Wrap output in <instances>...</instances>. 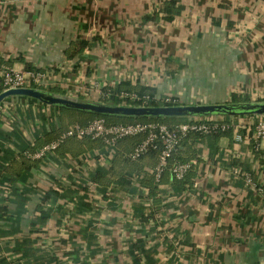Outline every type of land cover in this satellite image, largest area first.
Segmentation results:
<instances>
[{
  "label": "crops",
  "instance_id": "obj_1",
  "mask_svg": "<svg viewBox=\"0 0 264 264\" xmlns=\"http://www.w3.org/2000/svg\"><path fill=\"white\" fill-rule=\"evenodd\" d=\"M164 1L0 0V54L13 68L29 63L68 78L64 86L88 100L100 101L103 90L128 77L180 103L262 97L264 0H177L171 20L163 18ZM81 41L85 46L71 57ZM46 115L37 113L40 130ZM0 142L13 153L10 142ZM188 142L196 164L183 187L167 174L151 193L143 172L154 157L143 163L139 186L133 183L128 196L78 209L81 220L72 218L67 184L46 217H30L38 191L48 182L65 185L67 177V165L48 173L31 168L27 184L15 183L29 191L26 202L11 203L0 215V258L9 264H264V157L232 134ZM237 164L255 186L232 175ZM137 205L152 215L143 221ZM173 234L180 237L174 255L167 248Z\"/></svg>",
  "mask_w": 264,
  "mask_h": 264
},
{
  "label": "built area",
  "instance_id": "obj_2",
  "mask_svg": "<svg viewBox=\"0 0 264 264\" xmlns=\"http://www.w3.org/2000/svg\"><path fill=\"white\" fill-rule=\"evenodd\" d=\"M4 56L0 54V87L1 91L11 88L35 87L44 90H52V87L62 89L60 93L78 97L77 90H70L64 84L68 82V78L58 79L53 77L48 71L39 69L13 68L4 62ZM124 81L136 83L134 78H124ZM62 87V88H61ZM0 91V92H1ZM108 90H105L103 97L108 96ZM121 97H128L129 100H142L143 103L149 98V95L139 96L136 92H120ZM155 98L161 101H170L172 98H178L170 92L157 94ZM102 97V98H103ZM264 97V94H262ZM35 101H30L24 97L11 96L7 97L0 103V124L2 126L16 127L22 134L23 139L28 145H33V134L39 133L40 128L37 125L36 115L38 112H47L48 120L51 124H47L49 130H52L53 124L59 125L58 117L54 113L50 114V106L43 105ZM124 105V104H123ZM39 106V107H37ZM23 117V118H22ZM47 121V120H45ZM12 127V126H11ZM227 130L231 131L234 142H241L250 146V152L256 153L264 144V116H245V117H199L182 123H177L172 127L159 122L135 121L132 123H107L102 116L95 117L85 124L73 123L66 129H62L55 138L42 144L33 151L23 150L18 152L13 150L15 156L23 154L25 157L41 160L38 165L40 171L49 172L50 170L67 167V176L74 180L71 182L68 177H64L61 187L57 182H48L47 188L38 191L37 205H41L44 209L52 210L54 201H42V197L47 190L55 189L60 193L64 191L66 184L72 186V193L86 194L92 196L95 209L104 208L105 202H121L123 198L129 194L118 188L116 183H111L104 189L100 188L97 183L91 181V175L95 169L102 168L112 162L117 142L124 138H132L141 136V140L137 141L125 156L128 160L133 161L140 156L155 152V164L153 166H145V171L153 175L154 181L159 183L162 173L167 169L172 180L182 179L196 164L195 159L187 161H174L168 165L169 158L176 153L182 141L190 133H198L203 136L223 133ZM243 132V133H242ZM90 138L100 142L101 146L90 151L80 154L78 157H70L55 160L56 151L61 147L67 138ZM6 148H10L6 144ZM2 153H0L1 155ZM0 162L6 166L9 160L0 156ZM232 175L242 178L246 185L255 186L250 172L244 170L237 165L230 171ZM141 174L135 175L133 182L139 186ZM70 184V185H69ZM11 191V185L5 177H0V203L7 199ZM106 197L107 200H104ZM87 200V199H86ZM57 201V199L55 200ZM68 207L72 211H77L70 201L67 200ZM36 205V206H37ZM28 207V206H27ZM30 217L36 216V208L28 207ZM64 224V228L67 227ZM166 232L169 228L163 227Z\"/></svg>",
  "mask_w": 264,
  "mask_h": 264
},
{
  "label": "trees",
  "instance_id": "obj_3",
  "mask_svg": "<svg viewBox=\"0 0 264 264\" xmlns=\"http://www.w3.org/2000/svg\"><path fill=\"white\" fill-rule=\"evenodd\" d=\"M179 9L177 7V0H166L163 2L161 7V12L163 13V18L166 20H171L174 15L178 13ZM145 19H150V15H147L144 17ZM85 46V42L81 41L78 42L75 47L71 49V53L69 55L73 57L76 55L80 50L83 49ZM24 69H36L32 67L31 64L26 63L24 64ZM108 96L100 98V101L102 102H108L113 104H121V105H177L180 104L179 100H175V98H172L170 101H161L155 98V90L151 87H148L144 85L141 82H136L132 84L130 81H120L114 86H110L105 90H108ZM2 88L0 87V91ZM103 90V93L104 91ZM136 92L140 97L143 95H149V98L146 100L145 103L142 102V100H129L128 97H121L119 94L120 92ZM103 95V94H102ZM30 100H33L29 98ZM231 101H249V98L246 95H235L232 94ZM44 105V104H43ZM52 107V106H50ZM54 115L58 117L59 125L53 124V129L49 130L47 126V116H43L45 126L40 130L39 133L33 134V141L34 144L28 145V142L22 141V134L21 132L12 126V132L11 134L4 129L0 124V140L10 142L12 146L17 150L18 152H21L23 150L27 151H33L36 148L40 147L42 144L48 142L49 140L56 137V135L59 133L60 130L66 129L68 126L72 125L73 123H80L85 124L91 119L98 117L100 115L87 113V112H81L76 111L77 113H81L80 115H70L65 113L66 111H70L69 109L60 108V107H53ZM65 111V112H64ZM75 111V110H71ZM105 118L107 123H132L135 121H144V122H159L167 125L168 127H172L173 125L177 123H182L189 121L190 119H187L185 117H164V118H146V117H140V118H132V117H111V116H102ZM223 119H228V116H221ZM193 120V119H191ZM175 121V122H173ZM49 124H51L49 122ZM51 133L48 134V133ZM55 132V133H54ZM243 133V132H242ZM221 134H231L230 130H227L223 133L218 134H212L209 136H217ZM202 137V134L198 133H190L187 135V137L182 141L180 145H182V148L180 146L178 147L175 154H173L169 160L168 165H170L174 161H187L194 159L192 155L187 154L188 147L190 143L188 140L192 139L193 137ZM141 140V136L138 137H132V138H124L117 142L116 150L112 159V162L104 166L102 168L95 169V171L91 175V181L98 184V186L101 188L103 186L107 187L111 183H116L119 189L127 192L128 188L134 183L133 178L135 175L141 174L143 171L141 170V167L143 163L148 160L155 157V152L150 151L149 153H146L136 160L130 161L126 158L125 154L131 150L133 145ZM1 143V142H0ZM188 143V144H187ZM101 144L97 140H93L90 138H67L64 143L61 145V147L56 151L55 160L58 159H65L70 157H78L80 154L90 151L92 149H96L100 147ZM6 145L3 144L0 146V153H2L0 156L6 157L9 160V164L4 166L0 162V177H5L6 180L10 182L11 185V191L9 193V196L7 199L3 200L0 203V215H5L8 210L10 209L11 203H15L16 201L21 200V202H26L25 197H27L28 192L25 190V188H17L15 186V183H24L27 184V177L30 175L29 170L31 168H37V166L41 163V160H35L28 157H25L23 154H19L18 156H15L14 153H12L9 148L6 151L7 148H5ZM253 154L257 157H264V150L260 149L258 152ZM196 160V159H195ZM241 166L240 164H237ZM242 167V166H241ZM194 168V167H193ZM192 168V169H193ZM243 168V167H242ZM191 169V170H192ZM244 169V168H243ZM191 170L182 178L179 180H173L176 183V186L183 187L185 182H189L188 176L191 173ZM245 170V169H244ZM167 169L162 173L161 179L163 176H167V174L170 175V173L166 172ZM144 178H147L146 181L149 182V186L151 189V193L154 192V190L157 188L158 184L154 181L153 175L150 172H143ZM68 177V176H67ZM71 182H74L73 179L68 177ZM171 178V175H170ZM160 179V181H161ZM159 181V182H160ZM191 183V182H190ZM61 187H63L59 182L57 183ZM60 195V192L55 189H49L45 193V195L42 197V201H55ZM19 197V199L17 198ZM70 201L73 204L75 209H81V210H88L92 208L93 201L92 196H88L86 194H74L69 196ZM87 199V200H86ZM136 213L141 217L143 221L147 220L149 216L152 215V212L145 213L144 207L141 205L135 206ZM37 213L36 215H39V213H44V217H46V209L41 207V205L36 206ZM6 218H8L6 216ZM163 225V224H162ZM161 225V226H162ZM147 240V236L144 238V240ZM180 237L178 239L177 234H173L172 238H170V241L168 243V251L170 253L175 254V248L176 243H180ZM141 242V241H139ZM136 242V243H139ZM135 245V244H134ZM0 264H9L5 259L0 258Z\"/></svg>",
  "mask_w": 264,
  "mask_h": 264
},
{
  "label": "water",
  "instance_id": "obj_4",
  "mask_svg": "<svg viewBox=\"0 0 264 264\" xmlns=\"http://www.w3.org/2000/svg\"><path fill=\"white\" fill-rule=\"evenodd\" d=\"M23 96L33 101L69 110L92 113L100 116L132 118L164 117H207V116H264V100L259 101H221L204 103H180L177 105H121L88 100L56 91L35 87L6 89L0 92V103L7 97Z\"/></svg>",
  "mask_w": 264,
  "mask_h": 264
},
{
  "label": "rangeland",
  "instance_id": "obj_5",
  "mask_svg": "<svg viewBox=\"0 0 264 264\" xmlns=\"http://www.w3.org/2000/svg\"><path fill=\"white\" fill-rule=\"evenodd\" d=\"M60 87V86H59ZM59 87H52L51 89V91H53V89H55V90H59ZM62 88V87H61ZM62 92V91H61ZM20 97H23V96H20ZM30 100V99H29ZM259 100H264V97H257V98H255V99H253V100H249V101H259ZM30 101H33V100H30ZM65 112V111H64ZM65 113H67V114H70V115H77V114H81V113H77L76 111H66ZM39 115V114H38ZM82 115V114H81ZM36 117H37V115H36ZM47 122L49 123V120L47 119ZM173 122H175V121H173ZM77 218L78 220H81L82 219V217H83V213L82 212H79V211H73V214H72V218ZM77 220H75L74 222H76Z\"/></svg>",
  "mask_w": 264,
  "mask_h": 264
}]
</instances>
